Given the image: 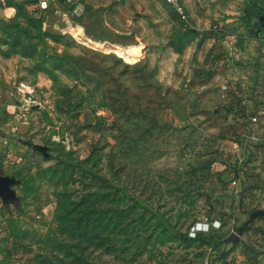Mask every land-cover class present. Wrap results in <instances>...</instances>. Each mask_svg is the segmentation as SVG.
I'll return each mask as SVG.
<instances>
[{"label": "rangeland", "instance_id": "374dc122", "mask_svg": "<svg viewBox=\"0 0 264 264\" xmlns=\"http://www.w3.org/2000/svg\"><path fill=\"white\" fill-rule=\"evenodd\" d=\"M179 1L0 0V264H264V0Z\"/></svg>", "mask_w": 264, "mask_h": 264}, {"label": "built area", "instance_id": "2783aa9c", "mask_svg": "<svg viewBox=\"0 0 264 264\" xmlns=\"http://www.w3.org/2000/svg\"><path fill=\"white\" fill-rule=\"evenodd\" d=\"M54 1H56V0H37V5L41 11H46L50 8V5ZM57 1H62L64 4H68V5H70L72 2V0H57ZM164 1H166L168 4H170L176 11H178L179 14H181V15L183 14V8H182L179 0H164ZM57 11H58V13L61 12L56 8L54 10V12L56 13ZM230 39L232 42L235 43L237 41L238 37H237V35H232ZM263 51H264V43H263ZM256 120H257L256 116L255 117L253 116L251 118L252 122H256ZM249 139L254 140L255 136L254 135L249 136Z\"/></svg>", "mask_w": 264, "mask_h": 264}, {"label": "crops", "instance_id": "0c3cea01", "mask_svg": "<svg viewBox=\"0 0 264 264\" xmlns=\"http://www.w3.org/2000/svg\"><path fill=\"white\" fill-rule=\"evenodd\" d=\"M239 38V37H238ZM257 40H260L261 41V43H260V46H259V43L257 42ZM250 42V41H249ZM250 43H252V45L254 44L255 46H257L258 47V49H259V51H261L262 53H264V51H263V43H264V40L262 39H253V40H251V42ZM242 73V72H241ZM242 75H243V73H242ZM244 76V75H243ZM241 78L242 79H244V78H246L245 76L244 77H242L241 76ZM234 82L236 83V80H234ZM244 82L245 83H247L248 85H251L253 88H254V86H255V88H257L256 86L259 84L255 79H251V80H249V79H247V80H243V84H244ZM254 82H256V84L254 83ZM237 86L238 85V87H239V84H234V86ZM234 86H233V84H231V86L230 87H232L233 89H234ZM237 87V88H238ZM238 90H240V89H238ZM238 90L235 92L234 91V93H236V94H241L242 96L243 95H245V93L243 94L242 92L240 93V92H238ZM251 92H252V94H250L251 95V97H252V95H254V97H252V98H249V99H251L250 101H252L253 100V102L255 101V104H257V106H259V104H258V100L259 99H261L262 97L261 96H258L259 94H257L258 92H256V91H252L251 90ZM264 96V95H263ZM249 103V102H248ZM259 115H260V112H254V113H252V114H250L249 115V117H248V119H250L251 120V118L254 116H256V118H259ZM259 120V119H258ZM254 212H257V211H254ZM253 212V213H254ZM257 214V213H256ZM249 216H251V215H249ZM249 216H248V218L247 219H249V220H254V217H253V214H252V216H251V218H249Z\"/></svg>", "mask_w": 264, "mask_h": 264}, {"label": "water", "instance_id": "95a60500", "mask_svg": "<svg viewBox=\"0 0 264 264\" xmlns=\"http://www.w3.org/2000/svg\"><path fill=\"white\" fill-rule=\"evenodd\" d=\"M259 38L264 39V13L261 16V21H260V28H259Z\"/></svg>", "mask_w": 264, "mask_h": 264}, {"label": "trees", "instance_id": "16d2710c", "mask_svg": "<svg viewBox=\"0 0 264 264\" xmlns=\"http://www.w3.org/2000/svg\"><path fill=\"white\" fill-rule=\"evenodd\" d=\"M87 209H89V208H87Z\"/></svg>", "mask_w": 264, "mask_h": 264}]
</instances>
